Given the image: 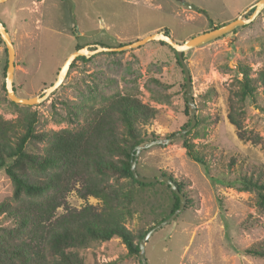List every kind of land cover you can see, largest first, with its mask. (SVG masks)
<instances>
[{
	"label": "rangeland",
	"instance_id": "rangeland-1",
	"mask_svg": "<svg viewBox=\"0 0 264 264\" xmlns=\"http://www.w3.org/2000/svg\"><path fill=\"white\" fill-rule=\"evenodd\" d=\"M256 1L7 0L0 4V19L16 49V94L40 96L57 79L60 67L78 44L89 49L101 43L115 47L166 28L182 43L235 18L247 17L253 10L247 8ZM86 57L72 62L57 89L37 104L25 105L37 114V131L84 124L97 108L128 93L158 110L150 124L140 127L145 140L140 145L152 141L155 134L159 136L155 139L169 138L191 121L184 72L169 45L151 40ZM185 61L192 79L196 120L206 123L198 126L200 132L205 128V137L194 141L206 155L209 174L186 155L181 136L139 151L136 169L142 176L157 177L166 170L184 183L192 201L149 237L146 258L149 264H264L263 257L244 252L264 238V209L258 205L255 191L230 184L238 173L264 165V145L239 139L227 117L229 93L237 88L242 70L247 68L256 76L264 68V8L251 23L186 51ZM7 62L8 53L0 36V113L6 119H15L21 112L10 103L5 88ZM245 109V127L264 139V112L250 99ZM43 146L41 143L31 148L38 152ZM12 193V182L1 169L0 202ZM67 201L75 208L85 205L76 190L68 194ZM89 202L100 204L94 197ZM172 202L165 184L137 186L127 226L135 234L153 227L167 216ZM63 211L60 207L57 215ZM11 224V218L0 215V233ZM70 250L78 252L83 264H142L139 255H128L117 237L90 241Z\"/></svg>",
	"mask_w": 264,
	"mask_h": 264
},
{
	"label": "trees",
	"instance_id": "trees-1",
	"mask_svg": "<svg viewBox=\"0 0 264 264\" xmlns=\"http://www.w3.org/2000/svg\"><path fill=\"white\" fill-rule=\"evenodd\" d=\"M165 33L169 34L167 28ZM122 45L125 44L119 46ZM81 47L78 44L75 50ZM176 58L179 61L177 54ZM79 59L87 60V57L78 56L74 62ZM7 65L8 62L5 69ZM242 72L237 88L229 93L227 117L236 127L239 139L264 145V139L244 125L247 99L264 112V68L256 76L247 68ZM10 103L21 113L15 119H6L0 113V170L4 169L13 185L12 196L0 202V215L12 219L10 227L0 233V264H83L78 252L71 248L114 237L121 239L128 255H139L140 240L152 226L139 234L127 226L133 213L136 187L160 183L170 189L173 202L167 216L160 221L180 205V198L168 183H143L136 180L131 171V156L136 146L145 142L140 127L150 124L158 110L128 93L117 95L105 107L97 108L86 117L84 124L37 131V114L29 110L30 106ZM190 123L189 120L182 129ZM201 123L206 125L199 119L196 126L181 137L186 155L202 164L209 174L206 155L194 141L206 135L205 128L203 132L198 129ZM157 137L153 135L152 140ZM41 143L44 145L41 151L31 148H38ZM161 175L176 182L189 207L192 201L184 190V183L166 170H161ZM230 184L255 191L258 205L264 209V165L238 173ZM73 190L85 200L81 208L68 204L67 196ZM90 197L98 199L100 204H91ZM60 207L64 211L57 215ZM244 252L264 258V238Z\"/></svg>",
	"mask_w": 264,
	"mask_h": 264
},
{
	"label": "water",
	"instance_id": "water-1",
	"mask_svg": "<svg viewBox=\"0 0 264 264\" xmlns=\"http://www.w3.org/2000/svg\"><path fill=\"white\" fill-rule=\"evenodd\" d=\"M7 0H0V4L5 2ZM188 6L194 9H198L197 6L193 4H189L185 2ZM253 8L252 12L248 14L247 17H238L235 18L227 23H224L216 28H213L211 30L199 33L191 37L189 40H186L185 42H177L174 40L170 34L165 33V31H159V32H154L151 33L143 38L137 39L133 42H130L128 44L122 45V46H115V47H107V46H101L97 45L95 49H89L88 45H85L75 51H73L71 54L68 55V57L65 59L63 65L60 67L57 79L54 81L53 84H51L49 87L45 88L42 91V94L40 96H34V97H19L16 94V91L14 89V71H15V58H16V49L14 42L10 36L9 31L7 30L5 24L3 21L0 19V36L2 40L5 43L6 50L8 53V65L6 69V76H5V88L8 94V98L11 101H14L18 104L22 105H34L43 100L47 95H49L52 91L57 89L60 84L63 82L65 79L67 72L72 64V62L78 57V56H89L91 54H95L100 51H121L127 48H133L140 46L142 44L147 43L148 41L151 40H158V41H164L167 44H169L171 47H173L176 51L179 63L182 66L185 80H186V97H187V102L191 107V123L190 125L173 134L169 138L163 139H155L152 141H149L143 145H137L136 146V151L134 154L131 156V171L133 176L135 177L136 180L143 182V183H152V182H158V181H164L168 183L171 187V189L175 192V194L180 198V205L178 209L172 213L168 218L165 220L161 221L160 223L154 225L152 228H150L146 234L142 237L139 243V258L142 262V264H149L148 260L146 258V253H145V247L147 244V241L149 237L160 227L168 224L171 222L175 217L178 216V214L182 211V209L185 206V197L184 194L179 190L176 182L172 180L169 176L167 175H160L157 177H144L141 176L136 169V158L139 153V151L143 148H148L152 145L155 144H160V143H166L172 141L174 138H177L178 136H183L185 133L190 131L196 124V106L192 94V79H191V74L190 70L186 64V61L184 59V53L190 49H193L195 47H199L201 45H204L212 40H215L221 36H224L225 34L232 32L239 26L246 25L248 23H251L257 16L258 14L263 10L264 8V0H257L254 4H252L250 7L247 8L246 11L251 10Z\"/></svg>",
	"mask_w": 264,
	"mask_h": 264
},
{
	"label": "bare ground",
	"instance_id": "bare-ground-1",
	"mask_svg": "<svg viewBox=\"0 0 264 264\" xmlns=\"http://www.w3.org/2000/svg\"><path fill=\"white\" fill-rule=\"evenodd\" d=\"M179 62V61H178Z\"/></svg>",
	"mask_w": 264,
	"mask_h": 264
}]
</instances>
